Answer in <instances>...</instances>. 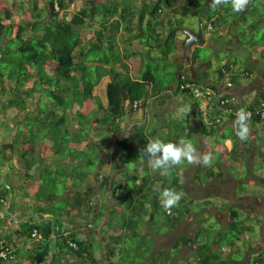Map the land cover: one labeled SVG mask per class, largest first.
Masks as SVG:
<instances>
[{
    "label": "trees",
    "instance_id": "16d2710c",
    "mask_svg": "<svg viewBox=\"0 0 264 264\" xmlns=\"http://www.w3.org/2000/svg\"><path fill=\"white\" fill-rule=\"evenodd\" d=\"M188 17L202 20L204 31L211 33L213 40H229L247 47L248 51L257 48L259 56L264 58V0H247L241 12L233 11L231 0L219 4L216 0L210 4L207 0H0V123L11 118L10 110L15 111L12 119H19L14 139L0 142V168L9 166L12 170L13 160L19 156L24 171L29 174L40 160L39 152L46 147L42 143L44 139L52 140L53 147H59L61 160L67 154L71 162H76L73 159L78 155V161L88 157L86 166L72 168L63 163L59 170H49L51 179L43 178L45 187L50 188L59 179V191L31 192V197L48 202L59 199V204L55 210H47L53 219H38L24 225L22 237L31 239L37 228L44 239L21 264H163V252L155 251V237L143 236L140 228L146 226L155 235H161L165 228L181 227L202 205L215 204L212 200L195 204L188 199L184 193L186 183L178 172H173L172 177L139 173L145 159L142 149L148 140H161L163 127L173 126L177 141L185 137L194 142L195 131L185 130L184 120L164 122L160 113L163 102L152 104L156 113L149 122L130 123L129 116L139 108L136 102L184 96L189 101H180L179 105L184 106L187 119H195L198 113L200 134L212 138L213 144L219 143L224 153L230 155L227 169L233 172L239 164L247 168L244 161L249 160L247 155L255 149L260 158L255 164V175L260 176L262 172L258 169L264 167V136L256 131L254 138L248 135L247 140L241 141L235 135L238 125L234 121L236 109L254 110L264 100V84L255 99L247 104L236 89L244 79H252L255 71L240 68L237 58L230 59L216 68V80H213V62L201 56L199 45L194 46L189 63L180 65L178 60L184 53L185 39L179 32ZM87 30L94 33V38L85 40ZM258 33L261 34L258 36ZM136 56L142 67L140 78L131 75L129 60ZM162 62H165L164 69L168 62L174 66L168 75L160 74ZM106 77L109 81L104 104L96 90ZM187 82L223 93L211 101L207 117L212 125L204 120L200 101L194 98L192 90L181 88ZM228 82L232 85L227 86ZM218 84L222 87L220 90L216 87ZM231 98L234 99L229 101ZM221 100L227 102L221 104ZM174 106L168 107L167 113H176L179 106ZM263 122L254 115L248 121V128L257 129ZM93 135L110 136L109 146L115 150L112 157L119 153L116 159L120 168L125 169L123 179L118 181L103 171L96 175L116 205L109 210L103 227L96 224L91 228L93 236L82 240L76 231L66 232L61 219H90L93 212L96 219L105 217V210L90 204L95 183L89 178L101 154L109 159L112 151L93 146V151L75 155L71 148L72 143L88 141L90 144ZM227 141H232L230 150ZM225 155L220 154L218 158ZM93 159L94 167L89 163ZM220 163L219 159H213L211 166L202 167L204 171L196 175L200 185L218 177L227 179V171L218 166ZM241 184L237 185V198L260 196L259 188L250 190ZM0 185L5 191L0 196L6 200L9 189L3 176ZM157 185L179 192L182 198L178 205L167 211L163 209L153 191ZM4 206L0 204V211L9 218L11 215L5 212ZM226 207L225 223L216 219L209 225L201 223L193 235L183 234L175 241L174 250L179 251L183 246L191 249V257L182 264H264V247L252 259L245 260L247 242L257 245V236H264V216L259 212L260 216L249 221L245 219V210L238 205L223 201L219 206ZM12 210L13 206L9 212ZM254 223L260 225L259 233ZM242 237H245L243 249ZM5 240L10 245L8 236ZM97 251L100 258L96 256ZM3 262L6 261H0Z\"/></svg>",
    "mask_w": 264,
    "mask_h": 264
},
{
    "label": "rangeland",
    "instance_id": "374dc122",
    "mask_svg": "<svg viewBox=\"0 0 264 264\" xmlns=\"http://www.w3.org/2000/svg\"><path fill=\"white\" fill-rule=\"evenodd\" d=\"M79 4H81V1H79ZM183 28H188L190 30L196 31L200 28V21L194 17H188L185 20V26ZM183 28L181 32H179V36H181L182 39H186V34L183 32ZM260 34L261 33H258V36ZM84 38L85 40L92 39L94 38V33L90 30H87L84 33ZM205 40H206L205 44L199 45L201 46L200 54L202 57L212 60L213 68L215 69L212 72L213 76H216L217 74L216 68H219L220 66L225 64L228 60L235 59V58H237L238 61H240V66H239L240 68L249 67L255 71L256 76L254 79H244L245 81L241 82L242 86L247 83L248 84L250 83L251 85L248 88L245 87V89H243L242 91L245 96L248 95L245 98L246 103L247 104L251 103L255 99L254 98L255 96L253 94L257 92L259 89L263 88V72L262 71L264 70V58L259 56L258 49L256 48L255 50L248 51L247 47L238 46L236 44L231 43L229 40L218 42L212 39L211 34H209L205 38ZM261 47H263V45H261ZM137 57L138 56L129 60V64L132 69L131 75H133L135 78H140L141 73H139V71H141L142 67L140 64V60L137 59ZM164 65H165V62H162L160 74L165 75V73H167L168 75V72L173 70L174 66H172V64L168 62L166 64V69H164L165 67ZM108 81H109V78L106 77L98 88V94H100L99 96L101 97V99L103 100L105 104L107 101L106 100L107 96L104 90H106L105 85ZM180 100L182 101V96H180ZM179 103H180L179 100H174L173 103L170 104V107H174V108H175L174 106L175 104H177V107L179 106L176 113H167L166 107L168 103L166 100L163 101V104H162L163 108L160 110V113L162 114L161 118L164 122H168V123L169 122L171 123L173 119L184 120L185 127H186L185 130L193 129L195 133H197L199 137L197 140L198 141L197 146H195L197 159H195V161L192 163L184 161L181 164L176 165L177 170L173 167L170 172V177L173 176L174 174L173 172L179 173L180 179L186 183L184 193L188 194L189 196L188 199H192L195 204L199 202L200 204L201 203L204 204V202L208 200L214 201L215 204L202 205L203 208L200 211L191 214L189 218L183 222V225L181 227L175 228V229L165 228L164 233L161 235H155L146 226H142V228H140L139 232H141L143 236L150 235V236L155 237L157 241V244L155 246V251L163 252V264H182L188 261L189 258L191 257V249L187 248L186 246H183L179 251H176L172 248L175 241L178 240V238L181 235L183 234L193 235V233L195 232L199 224L203 223L205 225H209L213 223L215 219L219 223H225L227 216H228V208L227 207L224 209L219 208V206L221 205L223 201H229L233 205H236V206L238 205L240 209L245 210L246 212L245 219L249 221H252L259 212L261 216H264V167L262 169L261 168L258 169L260 172H262L260 174L261 177L257 174L256 176L255 172L257 168L255 167L256 166L255 164L259 163L260 158L256 155L255 149H252L251 153L247 155L249 160L247 161V158H246V160L244 161L245 164L247 165V168H245V166L244 167L240 166L239 164L237 165L238 167L234 168L233 172L229 171L227 169V165L230 163L229 158H228L230 155L228 154V152L224 153L225 151L219 143L213 144L212 138L203 137L200 134V131L198 128V125H199L198 123L200 121V117L198 113H195V119L193 118L192 120L187 119L188 117L185 114L184 106L183 105L180 106ZM34 105L35 104L33 103L32 108H34ZM9 113H10L11 118L7 120H2L3 123H0L1 125L0 126V140L3 142H11V139H10L11 135L15 133V127H13L14 121H16V123H19V119H15V120L12 119V117L15 115V111L10 110ZM142 117H144V113L142 114ZM166 131L168 132V134L169 132L171 133L169 134L170 135L169 137H167V135L164 136L165 133L167 134ZM256 131H258L259 133L260 129H249V135L251 138H254L256 136ZM160 132H161V136L159 138L162 141H164L166 137L167 140H165V142H178L177 140L174 139L175 130L173 126L172 128H171V125H169V127H163L160 130ZM263 132H264V129L261 130V136H264ZM104 138H106V136H103V139ZM183 139L190 140L185 137ZM192 143L194 144L195 141L194 142L192 141ZM226 145L228 147V150H230L233 145L232 141H227ZM108 150L110 152L112 151L111 148H108ZM220 154L222 155L226 154V155L222 156L221 158H218L220 157ZM118 155L119 153L117 154L115 158H117ZM204 155H209L212 158V160L219 159L221 161V163L218 166L219 167L221 166L223 169L227 171V179L223 180L218 177L217 180H209L208 182H206L204 186L199 184V181L197 180L196 175L199 174V172L202 170V167H204V165L201 162V158ZM116 162L117 160H115V162L112 165L113 181L114 180L118 181V180H121L122 178L119 171L115 170V167L117 166ZM218 166L216 167L217 171H219ZM51 170L53 169L51 168ZM7 171H3V173L1 171L2 173L1 176L2 175L5 176L7 174ZM202 171H204V169ZM142 173L143 175H146L147 173L149 174V171L146 169V170H143ZM156 174H158V172H155L154 175ZM95 179L97 180L96 177ZM241 182H243V184H241V187L244 186L250 190L259 188V191L261 193L260 196H251V197H247L243 199L237 198L236 189H237V185ZM168 184H169V181H168ZM101 193L102 192L99 193L100 198H101ZM95 198L97 200V197ZM106 200L113 201L110 194L106 197ZM20 203L21 202L19 200L14 201V204H16L17 206H19ZM260 215H257V216H260ZM255 228H256V232L259 233L260 225L256 224ZM253 236L255 235H252V237ZM257 237H259V244L255 245L254 243L251 244L247 242V246L245 248L247 252L245 256V260L252 259V257H254L257 254V252L262 247H264V237H260V236H257ZM244 239L245 237H242L241 242H240V244H242L241 245L242 249L245 246ZM226 251H227V248H226ZM97 254L101 256L100 251H97ZM136 264H147V262H141V263H136Z\"/></svg>",
    "mask_w": 264,
    "mask_h": 264
},
{
    "label": "crops",
    "instance_id": "0c3cea01",
    "mask_svg": "<svg viewBox=\"0 0 264 264\" xmlns=\"http://www.w3.org/2000/svg\"><path fill=\"white\" fill-rule=\"evenodd\" d=\"M40 4H41L40 6H43L44 1H41ZM262 72H263V84H264V70ZM255 76L252 79H254ZM211 78L213 80H216L215 79L216 76L212 75ZM249 86H251L250 83L249 84L247 83L243 86L239 85L238 88L236 89V93H238L239 96L243 100H245L246 96H248V95L245 96L242 91H243V89H245V87L248 88ZM98 88L96 90V94L100 95V94H98ZM105 89H106V85H105ZM104 92L106 94V90H104ZM257 93L258 92H255L253 95L256 96ZM155 100L156 99H154V98H149L148 100L141 102L139 104V108H137L135 113H133V115L129 116L130 123L138 124L142 120H146L147 122H149L152 115L156 113V111L154 110V106L152 104L156 103V102L160 104L163 102V100H157V101H155ZM174 100H179V102H180L181 101L180 95H178L177 98H175V99L166 100L168 103L166 109L168 107H170V104L173 103ZM183 101L188 102L189 100L187 98H185L184 96H182V102ZM106 103H107V101H106ZM149 106H151V107H149ZM142 112L145 114L144 117H142V114H143ZM138 118H140V119H138ZM17 125H18V123H16V121H14L13 127H15V133L13 135H11V138H10L11 141L14 139L15 134L18 130L19 126H17ZM72 129L76 130L75 127H73ZM257 129H260V131L262 129H264V124L262 126H257ZM94 133H96V132H94ZM198 138L199 137H198L197 133H195V139H196L195 143L198 142L197 141ZM91 140L92 141L90 142V144H88L89 143L88 141H84L82 143H72L71 148L75 151V155H77L76 153H78V152L93 151L94 147L101 148L104 151H109L108 148H110L109 144H110V140H111L110 136L107 135L106 138L103 139V138H99L97 135H93L91 137ZM0 142H2V141L0 140ZM42 143L46 147H44L39 152V155H40L39 159L40 160H39L38 164H36L33 167V169L29 172V174H27L24 171L23 163H22V160L20 159L19 156L15 157V159L13 160V169L12 170L10 169L9 166L0 168V170H2V171L8 170L7 174L5 176L4 175H2V176H3L4 184L7 185V188L9 189V194L7 195L6 200L2 196H0V204L5 205L4 206L5 212H6L7 207L9 209L11 206H13V210H12V212H10L11 216L9 218L5 217L4 214L0 211V238H2V240H5V238L8 236L10 239V245L14 246L17 249L16 256H14L10 261H6V262L0 263V264H21L30 255V251L33 249L32 240L22 237V233L24 232V225L27 222L32 223V221L35 222V220H38V219H40L42 221H46L48 219L49 220L53 219L52 216L47 212V210H55V208H57V205L59 204V199L55 200L51 203L45 199L31 197V192H34V193L36 191H42V192L49 191V192H51L53 190L59 191V179L56 180L57 184L54 183V185H52L53 188H51L52 186L50 188L45 187V183H44L43 178H45V177L50 178L49 177V175H50L49 170H51V168H52L54 171H57V170H59V166H61L60 164H63V163L66 165L65 167L69 166L72 168L75 166H78L80 164H83V166H86L85 165L86 162L88 163V160H87L88 157L87 158L83 157V159L78 161L77 159H78L79 155L73 159V160H76V162L70 161V158H69L70 155L69 154L66 155L65 159L61 160L59 158V147H53L52 140L44 139L42 141ZM114 151L115 150H112L111 157L109 159H107V156L101 154L100 158H98L99 160L97 161L98 165L96 167V170L94 173H91V177L89 178V180L91 182L95 183L94 184L95 190H94L93 197L90 200V204L94 205L95 209H97V207H98L99 209L105 210V212H106L105 217L96 219L94 212H93L90 214V216H91L90 219H86L84 217H79V218L63 217L61 219L64 230L66 232L76 231L78 233L79 238L82 240L86 239L87 237L93 236V232L91 231V228H94L96 224L100 225V228L103 227V225L106 221V218H107L106 216L109 214V210L116 205V203H114L113 201H107L106 200V197L109 195L108 191L104 188V186L101 185V182H99L98 180L95 179V177L99 171H103V172L107 173L108 175L113 176L112 165L115 162V160H117L116 158L112 157L114 154ZM101 159H104V161H102ZM93 161H94V159L91 160L89 163L93 164ZM146 161H147L146 159H144L142 161V164L139 168V173H142L143 170L147 169L149 171V174L154 175L155 171L153 173V170L149 167L148 161L147 162ZM116 165L117 166L115 167V170L119 171V173L122 176L121 179H123V169H125V168H123V169L120 168L118 160L116 162ZM93 167H94V164H93ZM173 167L177 170V168H176L177 166H173ZM1 174L2 173L0 171V177H1ZM86 186L87 185L85 184L83 186V189H86ZM62 189L64 190V186ZM4 192H5L4 187H2V185H0V194H3ZM100 192H102L101 198L99 197ZM95 197H97V200ZM16 200H19L21 202L19 204V206L14 204V201H16ZM14 216H15V219H14ZM29 218H31L32 220H29ZM55 219L57 220V224H59V216H56ZM96 256L98 258H100V256L97 254V252H96Z\"/></svg>",
    "mask_w": 264,
    "mask_h": 264
},
{
    "label": "clouds",
    "instance_id": "9594fccd",
    "mask_svg": "<svg viewBox=\"0 0 264 264\" xmlns=\"http://www.w3.org/2000/svg\"><path fill=\"white\" fill-rule=\"evenodd\" d=\"M222 2H223V0H216L217 4L222 3ZM246 4H247V0H231L232 9L235 12L243 11ZM203 29H204V27H203ZM193 48H194V46H193ZM188 63H186V64H188ZM216 87L222 88L219 84ZM192 93H193V91H192ZM180 96H182V95H180ZM196 100H198V99H196ZM140 103L141 102H136L135 106H139ZM199 107H200V105H199ZM208 114H209V109H208L207 116H208ZM249 119H250V113H248L244 110H240L236 113V120L234 121V124L238 125V127L235 129V135L241 141L247 140V138H248V135H249L248 121H249ZM141 155L148 161L149 167L153 171L158 172V174L161 177L169 176L173 166L179 165L184 161L192 163L195 161V159H197L196 148H195L194 144L192 143L191 140H186V139H181L178 142H164V141L159 140V139L148 140L146 146L141 151ZM201 162L204 166H211L212 158L209 155H204L201 158ZM153 191L155 193H157L160 205L166 211L177 206L178 203L180 202L181 198H182L181 194L179 192L175 191L174 189L163 188L159 185L154 186ZM16 251H17V249H16ZM16 251L14 253H16ZM13 257H14V254L9 260H11ZM9 260H6V261H9Z\"/></svg>",
    "mask_w": 264,
    "mask_h": 264
},
{
    "label": "built area",
    "instance_id": "2783aa9c",
    "mask_svg": "<svg viewBox=\"0 0 264 264\" xmlns=\"http://www.w3.org/2000/svg\"><path fill=\"white\" fill-rule=\"evenodd\" d=\"M224 73H226V70H223ZM245 75H248V73H244ZM228 86H231V82L227 83ZM182 89H186V88H190L193 91V95L196 99L200 100V112L203 115L204 120L207 122L208 125H212L213 123L208 119L207 117V113H208V109L211 105V101L216 97V96H220L222 97V94H219L218 91L216 89H213L212 87H206V86H200V85H195V84H191L189 82L187 83H183L181 85ZM219 90L221 88H218ZM234 98L228 99L233 100ZM221 102V104H225L227 102V100H221L219 101ZM240 110H244L248 113H250V118L253 117L254 115L260 117L262 120H264V100L261 101V103L255 107V109H241L238 108L235 110V115L238 111ZM230 112L234 113L233 109H229ZM217 119V118H216ZM217 122H219V119H217ZM102 177V175L100 176ZM44 237L43 234L41 233V231L37 228H35L31 234V240L33 243V247H37L41 244V242L43 241ZM72 246L76 247V245L74 243H71ZM16 251V248L9 245L5 240H0V261H6L9 260L14 252Z\"/></svg>",
    "mask_w": 264,
    "mask_h": 264
},
{
    "label": "water",
    "instance_id": "95a60500",
    "mask_svg": "<svg viewBox=\"0 0 264 264\" xmlns=\"http://www.w3.org/2000/svg\"><path fill=\"white\" fill-rule=\"evenodd\" d=\"M212 1L213 0H207V3L210 4ZM183 32L187 34L188 37L185 40L184 53L182 57L179 58L180 65H183L184 63H188L190 61V54L195 44L203 45L206 42L202 20H200V28L198 29V31L190 30L188 28H183ZM6 212L10 214L8 207L6 208Z\"/></svg>",
    "mask_w": 264,
    "mask_h": 264
},
{
    "label": "flooded vegetation",
    "instance_id": "af4514ba",
    "mask_svg": "<svg viewBox=\"0 0 264 264\" xmlns=\"http://www.w3.org/2000/svg\"><path fill=\"white\" fill-rule=\"evenodd\" d=\"M196 31H198V30H196ZM208 34H211V33H209V32H205V31H204V35H205V37H207ZM211 35H212V34H211ZM187 37H188V36H187V34H186V39H187ZM196 45H199V44H195L194 46H196Z\"/></svg>",
    "mask_w": 264,
    "mask_h": 264
}]
</instances>
